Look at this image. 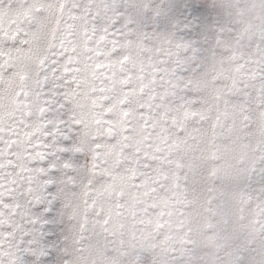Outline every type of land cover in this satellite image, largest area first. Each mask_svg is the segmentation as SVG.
<instances>
[{
    "label": "rangeland",
    "instance_id": "374dc122",
    "mask_svg": "<svg viewBox=\"0 0 264 264\" xmlns=\"http://www.w3.org/2000/svg\"><path fill=\"white\" fill-rule=\"evenodd\" d=\"M114 2L119 9L109 13L115 19L110 30L119 28L120 51L139 77L137 87L147 85L150 90L155 110L148 124L141 118L127 138L119 125L94 137L92 155L97 169L108 170L107 176L97 175L96 181L102 184L107 179L108 183L88 192L96 200L90 207H96L107 221L101 235L124 245L123 254L133 253L141 259L140 264H191L203 258L193 254L194 233L203 230L207 244L218 252L211 264L221 259L230 264V254L221 253V245L215 243L229 224L239 222L232 236L233 247L254 244V238L264 237L258 228L261 208L257 201L264 194L260 191L264 184L249 180L234 193L230 191L238 183L237 171L245 165L249 150L255 157L248 162L251 177L258 181L264 175L260 172L264 141L249 143L253 112L264 116L261 45L257 42L248 54L231 50L223 43V34L215 37L219 20L213 0ZM105 22L97 17L98 25ZM234 44L240 49L242 39L237 37ZM191 45L200 49L213 45L212 54L225 52L232 62L230 73L221 66L217 79L225 78L227 84L216 93L212 105L201 107L202 97L196 91L200 84L190 75L199 69L196 64L189 68L185 62ZM230 97H238L241 105L234 112ZM178 108L180 113L175 115ZM261 131L264 133V125ZM87 159L82 155L78 166ZM51 204L61 207L59 201ZM48 224L52 221L45 225L41 241L45 255L26 264L46 261L53 248L48 236H57L56 248L71 255L63 220L57 218L56 224L61 226L55 233Z\"/></svg>",
    "mask_w": 264,
    "mask_h": 264
},
{
    "label": "snow or ice",
    "instance_id": "6c2138e0",
    "mask_svg": "<svg viewBox=\"0 0 264 264\" xmlns=\"http://www.w3.org/2000/svg\"><path fill=\"white\" fill-rule=\"evenodd\" d=\"M118 9L114 0H0V264L43 257L45 225L55 233L58 217L71 255L48 236L40 264H140L101 235L107 221L88 195L108 183L96 182L108 170L95 164V135L119 125L127 138L155 110L120 51L119 28L110 30ZM257 201L264 236V194Z\"/></svg>",
    "mask_w": 264,
    "mask_h": 264
},
{
    "label": "clouds",
    "instance_id": "9594fccd",
    "mask_svg": "<svg viewBox=\"0 0 264 264\" xmlns=\"http://www.w3.org/2000/svg\"><path fill=\"white\" fill-rule=\"evenodd\" d=\"M213 4L219 20L215 29V37L223 34V43L231 46V50H241L248 54L252 52L253 45L259 42L261 51L264 52V0H213ZM237 37L242 39L240 49H236L234 44ZM212 48L213 45L203 49L191 45V55L184 58L189 68L196 64L199 69L190 75L194 81L200 84L196 91L202 97L201 107L214 104L216 93L222 91L223 86L227 84L225 78L217 79L221 72V66L225 73H230L232 68V62L227 54L222 51L212 54ZM228 103L233 112L241 106L238 97L228 98ZM253 116V127L249 130L250 144L257 140L264 141V133L261 131V126L264 125V116L255 111ZM262 152H264V146H262ZM254 158V153L249 150L245 165L237 171L238 183L230 189L233 193L242 188L249 180L264 184V175H261L256 181L248 171V162L253 161ZM260 172L264 173V167L260 169ZM260 191L264 193V187H261ZM238 223V221H234L229 224L215 242L221 245L220 252L230 254V264H264V237L254 238V244L233 247L235 241L232 236ZM206 236L207 233L203 230L194 233L193 238L196 244L193 254L203 258L196 259L191 264H211L212 257L218 255L217 248L207 244ZM217 264H225V261L217 260Z\"/></svg>",
    "mask_w": 264,
    "mask_h": 264
}]
</instances>
